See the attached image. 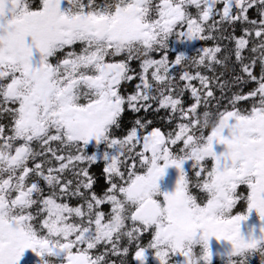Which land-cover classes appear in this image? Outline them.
<instances>
[{
	"label": "snow or ice",
	"instance_id": "6c2138e0",
	"mask_svg": "<svg viewBox=\"0 0 264 264\" xmlns=\"http://www.w3.org/2000/svg\"><path fill=\"white\" fill-rule=\"evenodd\" d=\"M173 36L214 43L170 56ZM160 110L169 131L137 117L115 134L126 111ZM0 118V264H32L26 251L38 264H130L133 246L136 264L146 249L159 264H209L213 237L231 246L226 264L252 249L264 264V226L240 230L253 211L264 222V0H0ZM168 167L178 178L161 193Z\"/></svg>",
	"mask_w": 264,
	"mask_h": 264
},
{
	"label": "flooded vegetation",
	"instance_id": "af4514ba",
	"mask_svg": "<svg viewBox=\"0 0 264 264\" xmlns=\"http://www.w3.org/2000/svg\"><path fill=\"white\" fill-rule=\"evenodd\" d=\"M194 11V10H193ZM250 15H252V10H250ZM211 23V22H209ZM169 50V55L170 56H175L178 52V47H176V43L177 40L175 39V37H169L168 40L166 41ZM213 41H207V42H199L197 41L195 43V45L199 48V47H207V46H212L213 45ZM188 53H192V51L188 52ZM195 54V52H193L191 55ZM191 55H187V56H191ZM221 68H219V66H217V73L221 72ZM256 73L257 75L259 74V69H256ZM223 79V78H222ZM256 84L255 82H248L246 85L243 86V92L247 93L248 91H250L251 89L255 88ZM133 90V85L130 84L127 86L126 91L127 92H131ZM240 90V88H238V91ZM185 103L186 104H190L191 100L189 98L188 95H186L184 97ZM226 103V101H225ZM241 108H247L249 107V103L247 101H241L240 105ZM205 110H210L211 112H215V108L214 105L211 106L209 105L208 108L205 107H200L199 111L202 114ZM140 113H145L143 111H141ZM153 112H149L147 114H150ZM160 113V111L158 112ZM135 114L137 113H132L131 111H126V113L124 114L123 120L127 117H134ZM166 116H167V112L165 111L164 114V118L165 120L163 122H153L155 124H153L154 127H160V128H165L164 132H167L166 129H170V127L174 126H169L167 124L166 121ZM0 123H7V118H0ZM118 129L115 130V132ZM169 131V130H168ZM208 131H210L209 129H206L204 132V135L206 136L208 134ZM127 132V131H126ZM126 132L124 134H126ZM224 135H227V130H225V132L223 133ZM213 150L216 151L217 153L221 152L224 150V146L223 145H214L213 146ZM190 165L191 162L190 161H186L185 164L182 166L185 170L186 173L190 174ZM178 178V172L175 169V167H168L164 170V174L162 175V177L160 179H158L157 184H158V188L159 191L162 192H172L175 189V184H176V180ZM196 190L193 189V192H195ZM241 191H244V188H241ZM244 210V205L241 203L236 211H243ZM264 226V222L260 221L258 218V215L255 213V211L251 212L248 214L247 219L241 223V234L244 235L246 238L248 237V235L250 233H252L253 235H259V228ZM149 237L145 236L144 240H143V244L146 246L147 241H148ZM230 244L227 241H217L214 237L213 238H209L208 241V249L210 252V261L209 264H226V260H227V253L230 251ZM135 247L133 246L130 249V256H129V261L130 264H136V262L132 259V257L134 256V252H135ZM151 249H146L145 252V260H144V264H159V262L155 259V257L152 254ZM196 251L199 252V246H197ZM26 256H30L31 260H32V264H38V259L33 253H31L30 251H26ZM112 260H116L117 264H119V260L116 257H111ZM183 257L180 255H173L171 257V262L170 264H182L183 262ZM247 264H261L260 259L255 256L252 255L248 260H247Z\"/></svg>",
	"mask_w": 264,
	"mask_h": 264
},
{
	"label": "trees",
	"instance_id": "16d2710c",
	"mask_svg": "<svg viewBox=\"0 0 264 264\" xmlns=\"http://www.w3.org/2000/svg\"><path fill=\"white\" fill-rule=\"evenodd\" d=\"M223 71V69L221 70ZM223 79L225 80H229L231 81V73L230 72H225V75L223 77ZM238 88H240L237 85H233L231 91H228L226 89V95L230 96L232 94L233 91H238ZM216 96L219 97L220 96V92L217 90L216 91ZM215 105V101H212L211 106ZM203 107V106H201ZM164 114H165V110H160V113L157 112H153L150 114L147 113H138L135 114L134 117H129V118H125L122 122V127L121 129H118L115 134L117 136H122L124 135V133L131 127L132 122L134 121L135 118L137 117H143L147 120H151L153 122H163L165 120L164 118ZM155 124V123H153ZM162 131H165V128H161ZM170 129H166V131H168ZM92 173L94 174L95 180H96V188L99 191H103V189L107 186L106 182H105V178L103 175V165L102 163L100 164V166H93V168L91 169Z\"/></svg>",
	"mask_w": 264,
	"mask_h": 264
},
{
	"label": "clouds",
	"instance_id": "9594fccd",
	"mask_svg": "<svg viewBox=\"0 0 264 264\" xmlns=\"http://www.w3.org/2000/svg\"><path fill=\"white\" fill-rule=\"evenodd\" d=\"M199 123L200 125L205 128V129H209L210 131L214 128L218 126V121H213L211 120L209 117H205L203 114H201L199 116ZM244 236V235H243ZM245 237V236H244ZM258 238V237H257ZM199 243L203 244V240H200ZM259 251V249H252V250H248L247 255L252 256L255 255L256 252ZM259 258V257H258ZM191 261V264H201L202 261V256H198L196 254H192L189 258ZM260 259V258H259Z\"/></svg>",
	"mask_w": 264,
	"mask_h": 264
},
{
	"label": "rangeland",
	"instance_id": "374dc122",
	"mask_svg": "<svg viewBox=\"0 0 264 264\" xmlns=\"http://www.w3.org/2000/svg\"><path fill=\"white\" fill-rule=\"evenodd\" d=\"M197 41L196 40H191V41H177L176 43V47H178V53H184L185 55H191L193 52L196 51V49L198 48L195 43ZM171 51V50H170ZM192 51V53H188ZM102 163V162H101Z\"/></svg>",
	"mask_w": 264,
	"mask_h": 264
}]
</instances>
